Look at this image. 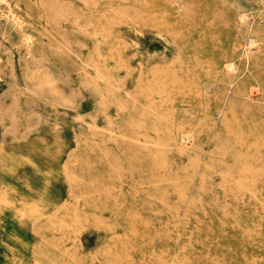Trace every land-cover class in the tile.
I'll list each match as a JSON object with an SVG mask.
<instances>
[{
	"label": "rangeland",
	"instance_id": "1",
	"mask_svg": "<svg viewBox=\"0 0 264 264\" xmlns=\"http://www.w3.org/2000/svg\"><path fill=\"white\" fill-rule=\"evenodd\" d=\"M0 138V264H264V0H0Z\"/></svg>",
	"mask_w": 264,
	"mask_h": 264
},
{
	"label": "crops",
	"instance_id": "2",
	"mask_svg": "<svg viewBox=\"0 0 264 264\" xmlns=\"http://www.w3.org/2000/svg\"><path fill=\"white\" fill-rule=\"evenodd\" d=\"M0 143L3 147H6V145L3 143L1 138H0ZM9 147H39V146L27 144L24 142H16V143H11ZM50 206L51 204L47 201L36 202L31 205L20 203L18 206H16V213L19 216H25L28 219H31L33 217L47 215V211L50 210Z\"/></svg>",
	"mask_w": 264,
	"mask_h": 264
},
{
	"label": "bare ground",
	"instance_id": "3",
	"mask_svg": "<svg viewBox=\"0 0 264 264\" xmlns=\"http://www.w3.org/2000/svg\"><path fill=\"white\" fill-rule=\"evenodd\" d=\"M18 21V20H17ZM233 65V64H232ZM46 216V215H45Z\"/></svg>",
	"mask_w": 264,
	"mask_h": 264
}]
</instances>
